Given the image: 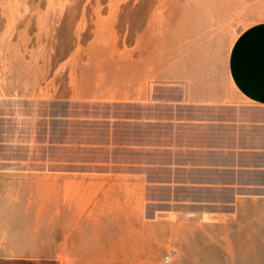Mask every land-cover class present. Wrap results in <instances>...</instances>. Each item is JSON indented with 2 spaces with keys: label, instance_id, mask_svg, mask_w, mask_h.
<instances>
[{
  "label": "rangeland",
  "instance_id": "obj_1",
  "mask_svg": "<svg viewBox=\"0 0 264 264\" xmlns=\"http://www.w3.org/2000/svg\"><path fill=\"white\" fill-rule=\"evenodd\" d=\"M263 20L264 0H0L3 201L46 211L63 264H264V110L229 75Z\"/></svg>",
  "mask_w": 264,
  "mask_h": 264
},
{
  "label": "crops",
  "instance_id": "obj_2",
  "mask_svg": "<svg viewBox=\"0 0 264 264\" xmlns=\"http://www.w3.org/2000/svg\"><path fill=\"white\" fill-rule=\"evenodd\" d=\"M229 75L243 100L264 110V20L237 38L229 58ZM0 122L8 123L1 111ZM254 126L264 130V118L255 119ZM5 134H1L0 144ZM45 217V210L13 207L0 195V264H63L61 238L56 243L55 228L46 224Z\"/></svg>",
  "mask_w": 264,
  "mask_h": 264
},
{
  "label": "built area",
  "instance_id": "obj_3",
  "mask_svg": "<svg viewBox=\"0 0 264 264\" xmlns=\"http://www.w3.org/2000/svg\"><path fill=\"white\" fill-rule=\"evenodd\" d=\"M167 260H171V256L170 257H167ZM168 262V261H167Z\"/></svg>",
  "mask_w": 264,
  "mask_h": 264
}]
</instances>
